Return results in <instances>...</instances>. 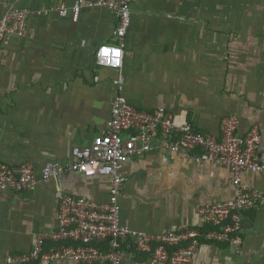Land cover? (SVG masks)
Masks as SVG:
<instances>
[{"label":"crops","instance_id":"0c3cea01","mask_svg":"<svg viewBox=\"0 0 264 264\" xmlns=\"http://www.w3.org/2000/svg\"><path fill=\"white\" fill-rule=\"evenodd\" d=\"M75 1L0 0V15L10 7L36 11L27 20L25 36L11 39L0 50L1 161L30 163L37 170L47 162L71 161L73 147L90 144L104 131L119 73L131 105L185 111L197 129L213 134L220 119L234 115L239 133L258 127L264 153V80L235 85L231 78L221 79L220 67L189 62V57L219 51L220 37L214 30L218 16L206 22L202 16L189 20V15L208 9V1L133 0L120 71L95 62L99 47L116 43V17L96 8L82 11L73 22L52 10ZM125 173L121 222L153 235L196 227L199 207L234 196L233 175L227 169L195 165L164 152L159 142L153 152L127 164ZM240 180L264 195V173L244 172ZM63 194L105 201L107 178L70 174L40 182L28 193L0 194V264L29 251L36 235L55 229ZM241 229L240 250L200 243L189 264H264V212L243 213ZM129 249L123 264H161Z\"/></svg>","mask_w":264,"mask_h":264},{"label":"built area","instance_id":"2783aa9c","mask_svg":"<svg viewBox=\"0 0 264 264\" xmlns=\"http://www.w3.org/2000/svg\"><path fill=\"white\" fill-rule=\"evenodd\" d=\"M20 1V0H17ZM133 0H76L72 5L59 4L52 10L60 17L77 22L84 10L105 8L117 19L114 45H102L95 52L98 66L120 71L124 58V38L131 21ZM36 11L10 7L0 15V50L11 39L26 34L27 20ZM124 76L114 80V96L104 131L86 146L71 149V161L47 162L37 170L30 163L9 164L0 160V194H22L38 183L59 180L70 174L84 178H107V198L97 202L63 194L58 203L56 227L36 235L29 251L10 255L2 264H51L71 261L75 264H123L129 248L148 254L151 263L189 264L198 239L212 244H227L234 250L242 246V214L264 212V195L255 187L241 183L240 175L264 173V153L256 125L245 133L238 131V119L225 116L218 123V133L201 131L187 119L185 111L164 108L152 110L131 105L124 95ZM164 152L180 156L195 165H215L232 175L234 196L222 202L199 207L196 227L179 226L153 235L122 224L119 199L126 179L125 166L136 157L153 152L155 143ZM211 229L202 232L201 228ZM188 246H183L185 243ZM176 247L171 254L168 248Z\"/></svg>","mask_w":264,"mask_h":264},{"label":"rangeland","instance_id":"374dc122","mask_svg":"<svg viewBox=\"0 0 264 264\" xmlns=\"http://www.w3.org/2000/svg\"><path fill=\"white\" fill-rule=\"evenodd\" d=\"M188 1H208L210 7L189 15V20H200L202 16L206 22L213 14L218 16V30H214L220 37L218 54L189 57V62L197 67H220L221 79L231 78L235 85L245 80H264V0Z\"/></svg>","mask_w":264,"mask_h":264},{"label":"trees","instance_id":"16d2710c","mask_svg":"<svg viewBox=\"0 0 264 264\" xmlns=\"http://www.w3.org/2000/svg\"><path fill=\"white\" fill-rule=\"evenodd\" d=\"M211 228L209 227V226H204V227H202L201 228V231L202 232H206V231H208V230H210ZM198 243L200 244V243H210V242H207V241H205V240H203V239H198ZM190 243L188 242V243H185L183 246H188ZM210 244H212V243H210ZM130 251H134V249L131 247L130 249H129ZM175 250H177V248L176 247H170V248H168V251H169V253L171 254L172 252H174Z\"/></svg>","mask_w":264,"mask_h":264}]
</instances>
